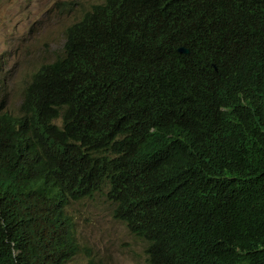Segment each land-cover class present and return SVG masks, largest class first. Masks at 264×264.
<instances>
[{
    "label": "trees",
    "instance_id": "obj_1",
    "mask_svg": "<svg viewBox=\"0 0 264 264\" xmlns=\"http://www.w3.org/2000/svg\"><path fill=\"white\" fill-rule=\"evenodd\" d=\"M98 194L148 264H264V0H104L0 101V264H68Z\"/></svg>",
    "mask_w": 264,
    "mask_h": 264
},
{
    "label": "rangeland",
    "instance_id": "obj_2",
    "mask_svg": "<svg viewBox=\"0 0 264 264\" xmlns=\"http://www.w3.org/2000/svg\"><path fill=\"white\" fill-rule=\"evenodd\" d=\"M104 0H0V101L20 113L32 74L63 48L67 28ZM79 250L68 264H148L147 242L103 195L72 204ZM246 264V263H242Z\"/></svg>",
    "mask_w": 264,
    "mask_h": 264
},
{
    "label": "water",
    "instance_id": "obj_3",
    "mask_svg": "<svg viewBox=\"0 0 264 264\" xmlns=\"http://www.w3.org/2000/svg\"><path fill=\"white\" fill-rule=\"evenodd\" d=\"M180 51H182V52H188L189 50L186 49V48H180Z\"/></svg>",
    "mask_w": 264,
    "mask_h": 264
}]
</instances>
